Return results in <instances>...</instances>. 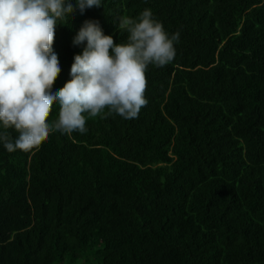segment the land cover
Here are the masks:
<instances>
[{"label":"trees","instance_id":"16d2710c","mask_svg":"<svg viewBox=\"0 0 264 264\" xmlns=\"http://www.w3.org/2000/svg\"><path fill=\"white\" fill-rule=\"evenodd\" d=\"M150 8L176 56L149 65L138 118L86 116L85 134L0 145V264H264V0H103L53 41L70 79L85 19L123 43ZM53 101L46 116L58 117ZM11 137L17 133L6 130Z\"/></svg>","mask_w":264,"mask_h":264},{"label":"clouds","instance_id":"9594fccd","mask_svg":"<svg viewBox=\"0 0 264 264\" xmlns=\"http://www.w3.org/2000/svg\"><path fill=\"white\" fill-rule=\"evenodd\" d=\"M102 6L103 0H0V145L7 152L38 148L54 131L85 134V113L96 117L107 109L132 120L147 105L145 71L171 63L180 39L150 8L137 18H120L127 33L123 43L104 34L99 21L85 19L71 39L81 51L73 56L70 79L52 87L61 69L53 49L57 26L68 25L69 13ZM53 101L58 117L49 122Z\"/></svg>","mask_w":264,"mask_h":264}]
</instances>
